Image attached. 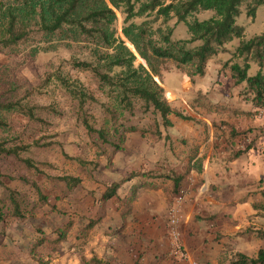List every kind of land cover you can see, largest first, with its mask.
<instances>
[{
	"label": "rangeland",
	"instance_id": "obj_1",
	"mask_svg": "<svg viewBox=\"0 0 264 264\" xmlns=\"http://www.w3.org/2000/svg\"><path fill=\"white\" fill-rule=\"evenodd\" d=\"M210 15L200 13L199 18ZM117 16L122 36L119 11ZM175 21L168 22L174 38H188L185 23ZM239 23L245 38L259 33L264 7L254 17L243 11ZM38 40L0 47V102L33 106L45 121L19 112L1 113L11 131H0V141L29 144L43 138L53 143L21 152L38 161L39 172L12 156H0V197L7 201L15 191L27 206L25 217L8 215L0 221V264H86L91 258L98 260L95 264H230L236 252L254 256L264 247V238L256 233L264 228V113L253 114L241 95L242 86L225 65L237 40L193 80L166 61L156 79L170 105L193 119L170 114L172 125L165 126L139 102L120 120L135 129L123 132L116 152L86 132L76 102L54 77L48 80L61 72L104 100L93 74L71 64L73 58L87 57L83 45L59 43L53 48ZM136 63L146 64L138 55ZM86 108L99 127L105 116L102 108ZM229 125L239 132L233 142L227 141ZM250 142L254 148L244 152ZM76 158L92 163L84 166ZM166 174L182 176L177 187ZM65 175L77 176L81 183L68 190L58 180ZM250 176H255L253 183ZM122 179L117 196L104 200L106 187ZM243 185L248 194L254 192L260 221L247 217L242 223L232 215Z\"/></svg>",
	"mask_w": 264,
	"mask_h": 264
},
{
	"label": "trees",
	"instance_id": "obj_2",
	"mask_svg": "<svg viewBox=\"0 0 264 264\" xmlns=\"http://www.w3.org/2000/svg\"><path fill=\"white\" fill-rule=\"evenodd\" d=\"M261 6L264 7V0H0V47H17L32 37L37 40L39 37V42L53 48L59 43L83 45L87 57L73 58L71 64L93 74L104 100L61 72L49 75L48 80L54 77L76 102L78 117L86 132L116 152L122 147L123 132L135 129L124 126L120 120L126 113H133L139 102L145 111L157 113L165 126L172 125L170 114L184 120L193 119L170 105L164 88L156 79L162 76L166 61L173 62L177 69L186 70L193 80L196 75L204 74L211 58L228 51L227 45L236 40L237 45L230 50L231 58L225 65L235 84L242 86L241 95L252 106L253 114L264 113V26L259 33L245 38L244 26L239 23L243 11L246 16L254 17ZM117 11L122 15V36L116 28ZM205 12L211 15L199 18L200 13ZM173 18L175 23H185L188 38H174V28L168 24ZM137 55L146 64L136 63ZM88 104H97L105 114L99 127L94 114L86 108ZM4 112H19L34 121L45 122L37 116L33 106L14 100L0 102L1 132L11 131L2 117ZM229 127L230 140L227 141L233 142L239 132L232 125ZM6 139L0 141V156H12L27 169L41 171L38 161L21 156V152L31 146H49L52 142L39 138L29 144H7ZM254 146L250 142L244 152ZM240 154L237 152L236 156ZM76 160L84 166L92 163L82 158ZM166 176L173 178L174 187L182 178L181 175ZM58 180L63 181L68 190H74L81 183L79 177L71 175ZM123 181L110 183L102 198L116 197ZM35 187L39 198L45 200V195ZM8 197L7 201L0 197V221L8 215L25 217V201L15 191ZM256 233L264 238V229ZM97 262L96 258H91L86 264ZM230 264H264V247L254 256L238 251Z\"/></svg>",
	"mask_w": 264,
	"mask_h": 264
},
{
	"label": "crops",
	"instance_id": "obj_3",
	"mask_svg": "<svg viewBox=\"0 0 264 264\" xmlns=\"http://www.w3.org/2000/svg\"><path fill=\"white\" fill-rule=\"evenodd\" d=\"M245 177L247 178V176H245ZM249 179L253 183V180L255 179V176H250ZM258 179H259V177H258ZM253 194H254L253 191L249 192V194H248L246 185L241 186L240 187V195H242V196H241L240 199H238L235 202L234 209L231 210L232 211V215L237 217L242 223L244 221H246L247 217L254 218V219H252V220H255L254 222L260 221L259 220L260 219V217H259L260 214L258 213V209H257L256 206H254V199L252 197ZM231 211H230V213H231ZM253 224H255V223H253ZM238 227H240V226H238Z\"/></svg>",
	"mask_w": 264,
	"mask_h": 264
},
{
	"label": "built area",
	"instance_id": "obj_4",
	"mask_svg": "<svg viewBox=\"0 0 264 264\" xmlns=\"http://www.w3.org/2000/svg\"><path fill=\"white\" fill-rule=\"evenodd\" d=\"M171 224L172 225H174L175 223H176V218H175V216L174 215H172V217H171ZM197 264V263H196Z\"/></svg>",
	"mask_w": 264,
	"mask_h": 264
}]
</instances>
